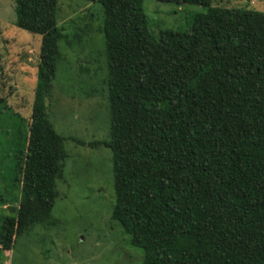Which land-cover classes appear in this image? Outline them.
<instances>
[{"label":"trees","instance_id":"16d2710c","mask_svg":"<svg viewBox=\"0 0 264 264\" xmlns=\"http://www.w3.org/2000/svg\"><path fill=\"white\" fill-rule=\"evenodd\" d=\"M87 1L101 5L109 129L108 140L84 143L57 133L45 111L57 42L71 43L56 0H14L15 25L40 43L0 256L33 224L50 223L72 140L109 148L110 218L140 250L138 264H264V12L158 0L204 10L185 31L154 34L143 0Z\"/></svg>","mask_w":264,"mask_h":264},{"label":"rangeland","instance_id":"374dc122","mask_svg":"<svg viewBox=\"0 0 264 264\" xmlns=\"http://www.w3.org/2000/svg\"><path fill=\"white\" fill-rule=\"evenodd\" d=\"M210 5L264 12V0H210ZM142 8L154 34L185 31L194 14L204 10L158 0H143ZM101 13L97 2L56 0V24L71 43L57 42L59 57L45 111L57 133L84 143L108 140ZM39 43V34L15 25L14 0H0V216L12 214L19 193L13 166L27 134ZM64 148L67 157L55 179L50 223H35L16 236L0 264H138L140 250L125 242L110 218L114 193L109 148L72 140Z\"/></svg>","mask_w":264,"mask_h":264}]
</instances>
